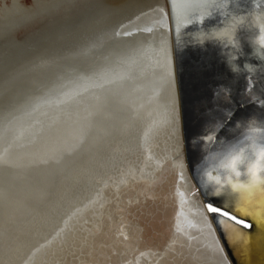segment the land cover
Returning <instances> with one entry per match:
<instances>
[{
  "label": "bare ground",
  "instance_id": "obj_1",
  "mask_svg": "<svg viewBox=\"0 0 264 264\" xmlns=\"http://www.w3.org/2000/svg\"><path fill=\"white\" fill-rule=\"evenodd\" d=\"M21 1L0 0V38L7 33L4 30L8 25H11L10 30L17 29L16 34L21 33L19 29L45 25L46 31L50 32L54 30L51 28L58 27L54 24L89 14L106 1L119 5L127 0H30L28 5L21 4ZM125 8L128 12L114 8L98 15L92 24L89 22L77 27L76 34H70L71 41L76 44L61 50L58 48L44 60L24 63L27 66L23 69L0 78V92L7 95L20 81L31 77L24 92H16L11 99L22 101L28 91L21 110L14 112L10 109L0 116L1 130L4 126L6 132H10L7 130L20 124L18 118L24 111L32 114L38 108L44 110L40 113L39 125L34 123L16 135L12 132L14 134L11 133L0 146V173L9 174L7 179L15 182L14 190L7 192L9 197L2 210L5 219L9 216L15 223L0 219V264H226L220 256L225 257L224 250L218 240L216 245L211 234L212 228L215 229L212 216L221 214L209 210L210 203L203 201L199 188L191 182L183 132L186 126L203 121L221 103L222 97L216 99L214 95L218 88H227L234 95L241 86L247 88L249 80L257 76L262 64L251 56L250 39L258 33L264 35L261 31L264 23L249 16L248 24L255 27H242L237 31L243 53L237 63L241 67L246 62L257 67L250 74L242 72L236 75L228 68L217 42L209 41L203 45L192 42V33L222 26L219 14L206 18L200 26H187L190 18L199 20L205 14L204 0H135ZM162 10L168 13L166 15L172 23L173 55L184 98L180 117L176 97L173 103L174 86L170 79L172 48L161 30L156 32L152 29L155 25L153 17ZM251 10L252 0H239L235 8L237 14L250 13ZM21 14L23 17L20 19ZM115 17L122 19L113 24ZM134 20L138 25L132 32L133 26H127V22ZM124 32L125 37L129 34L132 37L127 40L126 54L109 55L105 61L98 59V55L87 56L93 46L102 45L111 37L118 39ZM48 34L39 37V42L33 43L35 47L47 45ZM49 38L51 40L54 36ZM90 38L93 39L87 40ZM54 43L60 44L57 37L48 45ZM78 55L90 59L82 61L78 84L62 83L57 85L58 92H40L44 84L54 86V78L51 75L41 80L39 73ZM257 83L255 87L258 89H247L243 93L246 98L264 92V76ZM122 87L130 88L123 93ZM167 89L170 99L166 97ZM110 90L119 91L121 95L113 94L111 99V92H107ZM100 92L105 94L97 96ZM161 94L167 99V103L162 104L167 114L154 116L151 105L160 98L156 95ZM130 96L135 105L115 112L117 107L114 103L121 100L123 106ZM84 99H88L87 105H81ZM107 99L111 102L105 104ZM171 106L172 111L175 108L177 126L169 117ZM69 108L73 110L63 112ZM48 113L56 114L53 121L52 118L47 119ZM89 115H93L96 121L112 119L107 123L98 122L100 128H106L101 134L88 135L85 129ZM247 121L240 123L237 132L233 131L235 122L221 133V137L231 135L229 138L234 137L235 140L220 151L219 168L221 161L230 154L249 149L251 126ZM256 121L261 122L260 119ZM116 124L125 127L126 132L131 128L132 132L134 128L126 140L117 143L113 141ZM31 136L36 138L38 147L29 150L28 143L20 146L21 149L25 147L24 155H21L23 163L18 166L23 174L15 175L17 166L8 159L7 153L2 154L3 149L8 144V151H13L15 149L12 148L25 139L30 141ZM259 140L264 142V137ZM111 141L110 158L114 159L111 166L101 172L98 168L93 170V164L91 172L82 166L81 161L85 157H90L95 150ZM63 161L69 164L60 169ZM87 162L91 163L90 159ZM53 167H57L56 170ZM48 170L50 178L43 181L42 176ZM222 172L216 175L220 177V185L206 180L209 194H215L217 189L225 191L222 185L227 173L224 169ZM47 185L49 188L46 190ZM189 192L191 198H188ZM226 192L231 200L238 198V194L230 190ZM185 218L197 227L188 228ZM222 228L238 264H243V257L248 259V264H264V233L260 238L255 234L249 236L254 241L246 246L235 245L225 224Z\"/></svg>",
  "mask_w": 264,
  "mask_h": 264
},
{
  "label": "water",
  "instance_id": "obj_2",
  "mask_svg": "<svg viewBox=\"0 0 264 264\" xmlns=\"http://www.w3.org/2000/svg\"><path fill=\"white\" fill-rule=\"evenodd\" d=\"M135 0H127L121 4H114L111 5L109 2L106 1V4L104 3V5H102L101 7H96L95 9H93L92 12H90L89 14H82V15H78L76 18H74L72 21L70 22H66V23H61V24H54V25H58V27L55 28H51L54 29L50 32H47L46 29H48L46 27V25L44 27H37V26H31L25 29H19L18 31H20L22 34H16V30L14 31L11 29L10 30V26L8 25L6 26L4 31H7V33H4L5 35L2 36V38H0V78H3L6 75H11L12 72H16L18 70L23 69L24 67H26L27 65H23L24 63L30 62V61H41L44 60L45 57H49L50 55H52L53 52H55L56 49H62L67 47L68 45L72 44V43H77L74 41H71L72 37L70 36V34H76V28L77 27H81L84 25H87L89 22L92 24V22H94L93 20H96L95 18L98 17V15H104L105 12L107 11H111L114 8L116 9H121L124 10L125 12H128L127 9L125 7L134 4ZM93 5H96L93 3ZM93 8V7H92ZM168 13L165 12V10H162V12H159L155 17H153V21H154V26H152L153 31L156 32H162V34L165 35V37L169 40V46L171 50V61H172V68H171V84H173V103H174V98L176 97L177 99V104L179 102V106H180V111L179 108L177 110L178 115L179 113H181V109H182V99H184L181 95V86L179 84V80L177 77V68H176V63H175V57L173 55L174 52V44H173V30H172V23L170 21V19H168ZM23 17V15L21 14L20 19ZM19 19V20H20ZM122 18L120 17H115L113 19V21L111 23L116 24L118 23L119 20H121ZM17 20V19H16ZM52 20V19H51ZM112 20V19H111ZM110 21V20H109ZM8 24H12V23H8ZM90 24V25H91ZM17 25V24H16ZM14 25V26H16ZM136 25V26H135ZM137 23H135L134 21H130L127 22V26H133L131 28V31H135L134 29L137 28ZM158 26V27H157ZM18 27V26H16ZM86 27V26H85ZM109 27H112V24L109 25ZM157 27V28H156ZM108 28V27H107ZM170 28V29H169ZM60 29V30H59ZM66 30V31H65ZM2 31V32H4ZM129 31V32H131ZM18 33V32H17ZM46 33L48 34V37L46 39L47 40V45H43V46H39V47H35V44L33 43H38V38L42 37L43 35H45ZM125 33H122L121 36L118 39H114V38H110L108 40L105 41V43H103L102 45L99 44L101 42H99V46H93V48L90 49L89 52H91L89 55H87L88 57L92 55H94V57L97 55L100 56V60H107L110 56H116L117 54H126L127 52V40H131L132 37L131 34H129L128 36L125 37ZM161 34V33H160ZM57 37L58 41L60 44L55 45L56 43L52 44V45H48V42L51 43L54 41V38L50 40L49 37ZM21 38V40H19ZM127 38V39H126ZM93 38L87 39V40H92ZM88 42V41H87ZM91 43V42H90ZM129 43V41H128ZM32 45V46H31ZM78 45V44H77ZM38 48V50H37ZM98 52V53H97ZM88 57H84L83 55H78L76 58H72V59H67L61 63H58L57 65L52 66L51 68H48L44 71H42V73H39L40 76H38L40 79H44L48 76H53V82L54 86H51V83L49 84H44L41 86V88L39 89L40 92L43 93H50V92H58L59 91V84H71V83H76L78 84V77L80 74V66L82 64V61H84V59L86 61L90 60L87 59ZM93 59V58H92ZM7 61H9V63H6ZM98 62H102V61H98ZM85 64V63H84ZM103 65V64H102ZM261 76H264V66H261V69L259 70L257 76L255 78H253L252 80H249L250 85H248L249 83H246L247 88L243 89L245 86H241V89L237 92H235V96L233 94H231V92L229 93V96L227 99H225L223 97V95L221 96V103H219L215 109H213L212 113H208L207 116H205V119L199 123H192L189 126H186V130L184 129V138H185V150H186V155H187V164H188V169H189V176L191 178V182L192 184H195L198 188H199V193L200 195L203 197V201L205 203H210L213 205H216L218 207H221L223 209L227 208L229 210V212L231 213L232 210L235 208L236 203H237V197L236 199L234 198L233 200H231L228 195L229 193L226 192V190L224 191L221 190L219 194H217V191L215 192V194L211 195L209 194V189L207 188L208 183H207V179H206V175L208 176V174L210 173L212 176H216V175H221L223 172L222 168H219L218 166V159L219 157H221V150L223 151L226 147L228 148L229 144H231L232 142H234V137L229 138L230 136L226 135L225 138L221 137V133H224L227 131V127H231L233 126V123L236 122V125H234V132L239 131V125H241L240 123H242V121H247L246 117H250L248 119V121L246 122L247 124H249L248 122L252 119H260L261 122H264V92L255 95L253 97L246 98L243 93L247 90L250 89V91L252 90V88H254L255 90L258 89V86L255 87L256 85H258V81L261 78ZM31 77H26V79H23V81H20L19 84H17L14 88V90L10 93V94H5L4 92H0V116L4 114V112H6L7 110H14V112H17L18 110H21V105L22 102L24 101V99H26L27 97V93L28 91L26 90L25 94L26 96L24 97V99H22V101L20 99L17 98V101L13 100L11 101L13 95L18 92L21 94L24 92V90L26 89L27 86V82L30 81ZM41 79V80H42ZM154 81V79H152ZM0 82H2V79H0ZM55 83H58L55 85ZM168 87L170 88V83L168 84ZM250 87V88H249ZM2 88V87H1ZM130 87L127 88H123V93H126L124 91H126L127 89H129ZM5 90V89H4ZM2 90V91H4ZM23 91V92H22ZM168 93L166 95V97L168 99H170V91L169 89H167ZM108 93L111 92V99L113 98V94L116 96H120L121 93L119 94V91H116V93L112 90L107 91ZM114 92V93H112ZM239 93V94H237ZM20 94V95H21ZM99 94V95H98ZM96 94L97 96H101L100 94H105V92H100ZM50 95V94H49ZM54 96V94H53ZM103 96V95H102ZM160 98H158L155 103H153L151 106V111H154V116L156 114H162L163 116L167 114V112L164 109V105L167 103L166 102V97L165 95L161 94L160 95H156ZM18 97V96H17ZM111 99H107V101L105 102V104H107V102H111ZM87 100L88 99H84L81 102V105H87ZM120 100V99H119ZM128 100V101H127ZM127 100L125 99V104L122 106L120 103H122V101H116L114 103V106L116 105V111L115 112H122V109L124 108H128L132 106V104L135 105V102L131 99V96L129 98H127ZM163 100V101H162ZM11 101V102H9ZM124 101V100H123ZM9 102V103H8ZM164 102V105H162ZM9 104V105H8ZM261 106V107H260ZM7 108V109H3V108ZM119 107H121V109H118ZM178 107V105H177ZM260 107V109H259ZM174 108V107H173ZM38 111L35 113H30L24 111L23 114H21L19 116V122L20 124H16L14 127H11L9 130L10 132H6V129L3 126V129L0 131V146L2 144H4V142L6 141L7 138H9V136L11 135L12 132L16 133L23 131L24 129H27L28 127H30V125L32 124H40L41 119H40V113L43 110V108H38ZM73 110L72 109H66L63 112H69ZM114 110V109H113ZM174 111V112H173ZM172 111V106L171 109L169 110V117L171 120L172 124H175L176 126L177 124V115L175 112V108ZM47 112V111H46ZM6 114V113H5ZM55 113H48V117L47 119H51L53 121V118H55ZM180 117V115H179ZM182 117V116H181ZM40 119V121L38 122V120ZM112 119V118H111ZM110 118L105 120L104 119H99L96 121V118L93 115H89V117H87V128L85 129V133L89 134H101L102 131H105V127L100 128L98 125V122L100 121H104L105 123H107V121L111 120ZM46 120V119H45ZM184 114H183V119H182V123L183 126L184 125ZM57 120H54V124L56 123ZM217 122H220L222 124L221 128H217L216 124ZM18 123V122H17ZM105 123L103 125H105ZM134 125H132L133 127ZM245 126V125H243ZM241 126V127H243ZM2 127V125H1ZM0 127V128H1ZM116 127V128H115ZM33 127L31 126V129ZM113 132H115V137L113 139V141L115 140V142H121V140H126V136L131 132L130 130H127V132L125 131V127L116 124L113 127ZM233 128V127H232ZM183 131V130H182ZM242 132V131H241ZM12 133V135L14 134ZM130 136V135H129ZM128 136V137H129ZM30 142L27 139L24 140V142L22 144H20L19 146L13 147L12 149H15L13 151H8L7 149V145L4 147V151L2 152V154L7 153V156H9V160L16 164L17 166V170L15 171V175H19L21 176L23 173L20 172V170H18V166L19 164L23 163V159L21 160V155L23 154V152L25 151V147L23 149H21V145H25V144H29L30 146H28L29 150H32L36 147H38L35 144V139L34 136L30 137ZM226 138H228L227 140H225ZM129 139V138H127ZM113 141L102 145L101 147H99L97 150H95L93 152V154L90 157H85L82 161L81 164L82 166L86 167L87 169H90L89 171L91 172V170H95L98 168V170L101 172L103 171L105 168H108L109 166H111V164L114 163V159L110 158L111 156V146ZM31 143V144H30ZM10 144V143H9ZM27 144V145H28ZM17 147H20L17 149ZM21 149V150H20ZM10 152V153H9ZM66 154V153H64ZM64 154H62L61 156L64 157ZM24 155V154H23ZM90 159L91 163H85L86 160ZM69 164L67 161H63L62 164L59 166L60 169L66 167V165ZM91 164L95 165V168H92ZM49 165V164H48ZM57 167H53L54 170H56ZM92 168V169H91ZM63 169V170H64ZM49 172V174L47 173ZM46 173H44V175L42 176V180H49L50 178V171L48 170ZM88 172V171H87ZM89 173V172H88ZM41 175V174H40ZM7 176H9V174L7 173H0V190L2 192H0V196L3 198H1L2 200H0V219L1 220H6L7 222H10L12 224H14L15 222L11 220V218L8 216L7 219H5V216L3 214V209L6 205V201L8 200L9 195L7 196V192L9 193V191L14 190L15 188V182H13L14 179H7ZM43 180V181H44ZM42 181V182H43ZM45 181V182H46ZM41 181H39L38 184H40ZM48 185L47 188L44 189H48ZM188 198H191V193H188ZM230 196V195H229ZM212 221L214 223V227L215 229L212 228L211 230V234H212V238L214 240V242L216 243V240H218V242L221 244V247L223 248L224 252L223 254L225 255V257H223V255L221 256L222 261H224L226 264H238V260L235 258L234 256V252L232 250V248L229 246V244L226 241V235H225V231L222 228V223L220 221H224L225 225H232L242 231H244L245 233H247L250 237H253L252 235H256L258 236V238L263 237V233H264V224L259 223V221H253L254 223V227H252V229L250 230V228L245 229L243 227H241V225L236 224L234 220H231L227 217H224L222 215H213L212 216ZM250 230V231H249ZM250 233V234H249ZM256 239V237L254 238ZM254 241L253 239L249 238V242ZM239 243L235 242V245H237ZM217 245V243H216ZM218 247V246H217ZM221 254V252H220ZM218 256V254H216ZM218 259H220V257H218ZM241 263L243 264H248V259H244V257L241 259ZM228 262V263H227ZM252 264V263H250Z\"/></svg>",
  "mask_w": 264,
  "mask_h": 264
},
{
  "label": "clouds",
  "instance_id": "obj_3",
  "mask_svg": "<svg viewBox=\"0 0 264 264\" xmlns=\"http://www.w3.org/2000/svg\"><path fill=\"white\" fill-rule=\"evenodd\" d=\"M239 0H204V7L206 9L205 14L197 20L196 18H190L191 22L187 25L196 24L200 26L203 24L206 18H210L213 14H219L222 26L213 27L208 31L199 30L192 33V42L194 44L203 45L205 42L214 41L221 46V54L225 57V62L230 71L236 75L243 73H252L257 65L250 63H244L241 67L237 61L243 55L241 45L237 39V31L243 28H254L255 25L248 24V17L252 16L257 22L264 23V0H252V10L250 13L237 14L235 8L238 6ZM230 5L232 6L230 8ZM186 26V27H187ZM261 36L259 33L250 39V45L252 47L251 56L259 60L264 65V43L261 42ZM216 99H220L221 96L225 99L229 96V90L224 87H220L214 93ZM250 132L249 138L251 144L249 151L252 150L253 145L257 151L264 149V142H260L259 138L264 137V122L256 121L255 119L249 122ZM217 128H221L222 124L217 122ZM240 153V152H239ZM239 153H232L228 156L229 159L238 156ZM208 176L206 175V179Z\"/></svg>",
  "mask_w": 264,
  "mask_h": 264
},
{
  "label": "snow or ice",
  "instance_id": "obj_4",
  "mask_svg": "<svg viewBox=\"0 0 264 264\" xmlns=\"http://www.w3.org/2000/svg\"><path fill=\"white\" fill-rule=\"evenodd\" d=\"M264 32V28L261 29ZM264 43V35L261 36ZM220 167L227 173V179L222 187L238 194L237 203L231 214L227 208L220 209L209 204L211 212H219L222 216H228L236 224H242L244 228L254 227L253 221H260L264 224V149L256 150L253 145L252 150L241 149L238 156L232 159L226 157L221 161ZM208 181L221 184L219 176L208 174ZM220 189H217V194ZM224 224V221H220ZM188 228H195L197 225L185 218ZM232 239L236 243L247 245L249 235L244 231L232 226L225 225ZM183 231V228H181Z\"/></svg>",
  "mask_w": 264,
  "mask_h": 264
},
{
  "label": "rangeland",
  "instance_id": "obj_5",
  "mask_svg": "<svg viewBox=\"0 0 264 264\" xmlns=\"http://www.w3.org/2000/svg\"><path fill=\"white\" fill-rule=\"evenodd\" d=\"M23 3L26 4V5H28L30 3V0H22L21 1V4H23ZM18 34H21V33H18Z\"/></svg>",
  "mask_w": 264,
  "mask_h": 264
}]
</instances>
